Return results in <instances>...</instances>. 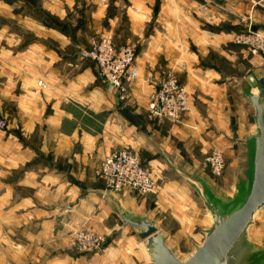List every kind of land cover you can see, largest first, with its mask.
<instances>
[{"label":"crops","instance_id":"0c3cea01","mask_svg":"<svg viewBox=\"0 0 264 264\" xmlns=\"http://www.w3.org/2000/svg\"><path fill=\"white\" fill-rule=\"evenodd\" d=\"M255 1L73 0L57 5L61 21L65 9L73 11L67 25L86 19L75 35L59 29L62 23L53 30L47 18L31 11L28 24L36 25L41 36L56 38V49L46 44L18 48L22 37L0 24V264H149L137 238L128 235L131 229L121 228L100 193L105 188L101 161L114 149L128 148L140 156L149 152L147 165H164L186 184L164 155L202 170L207 147L220 139L234 144L233 139L243 140L254 129L252 120L249 129L244 125L237 136L230 133L223 106L230 114L233 103L253 119L239 81L263 70L264 59L250 55L233 38L248 16L264 31V11L253 8ZM47 5L43 8L51 9ZM0 8H6L3 2ZM106 34L116 45L135 50L139 76L130 88V107L120 102L94 62L79 58V47ZM80 35L84 44L76 46ZM246 67L244 76L235 75ZM170 72L178 74L192 102L191 112L178 124L149 119L145 112ZM230 184L231 177L219 185L227 189ZM186 186L184 194L166 182L153 201L130 200L133 191L119 197L150 213L183 252H190L193 243L202 242L209 215L198 198L202 215L194 224L201 242L183 227L178 233L168 228L170 216L182 221L192 193ZM196 205L193 201L197 210ZM80 228L106 234L103 250H75L70 234Z\"/></svg>","mask_w":264,"mask_h":264},{"label":"water","instance_id":"95a60500","mask_svg":"<svg viewBox=\"0 0 264 264\" xmlns=\"http://www.w3.org/2000/svg\"><path fill=\"white\" fill-rule=\"evenodd\" d=\"M239 85L254 111V129L243 140H232L237 167L227 189L205 171L164 155L209 215V226L201 230L202 242L193 243L190 252H183L150 213L125 205L114 190L100 191L121 228H130L139 239L149 264H264V246L251 238L264 209V69L254 71Z\"/></svg>","mask_w":264,"mask_h":264},{"label":"built area","instance_id":"2783aa9c","mask_svg":"<svg viewBox=\"0 0 264 264\" xmlns=\"http://www.w3.org/2000/svg\"><path fill=\"white\" fill-rule=\"evenodd\" d=\"M252 6L264 11V0H256ZM241 21L245 27L234 35V44L245 48L250 55L264 59V31L253 28L252 16ZM79 58L94 62L105 83L112 91L120 94L122 102L126 101L128 87L139 76L132 46H118L112 35H102L92 39L88 47L80 49ZM191 110L189 93L172 72L163 76L147 105V113L151 119H164L173 123L180 122ZM0 127L3 128L4 124ZM205 164L214 179L223 176L226 169L223 152L212 151L206 157ZM100 176L106 189L114 190L118 194L126 191L149 194L154 190L152 176L140 156L128 149L110 152L101 163ZM106 238V234L80 228L71 233L70 244L81 252L93 254L103 250Z\"/></svg>","mask_w":264,"mask_h":264},{"label":"rangeland","instance_id":"374dc122","mask_svg":"<svg viewBox=\"0 0 264 264\" xmlns=\"http://www.w3.org/2000/svg\"><path fill=\"white\" fill-rule=\"evenodd\" d=\"M72 1L73 0H1L0 2H3V5L6 8H0V24L4 27L9 26L10 30H12L13 33L20 35L22 37L20 42L17 41V45H18L17 47L18 48L24 49V46L45 45L46 44L48 47L56 49V48H59L60 43L56 40V38H54L52 36H41L39 31H37L35 29L36 25L30 26L28 24L29 23L28 22V18H29L28 14L32 11V13L33 12L36 13V16L38 15L37 17H39V18L40 17L47 18L48 21L53 25V28H52L53 30H57V24L62 23L63 25L60 24L61 26L59 25V29L61 28L62 30H64V28H67L69 33H74V35H75L79 29L83 28V25L86 22V19L79 18L76 21V24H77L76 26H73L74 24L72 22H70V25H67L66 23H68V19H69L68 15L73 12V11L71 12L67 9H65V12H64V16L66 18L62 19L63 21H61L57 17L58 16L57 5H59V7H60V4H64L66 6L67 2H69L71 4ZM14 3H17V5L15 6ZM45 5L51 7V9H44L43 7ZM45 8H46V6H45ZM27 16H28V18H27ZM37 26H38V24H37ZM253 28L255 30H259L254 25H253ZM84 41H85V36L80 35V36L75 38L74 44L76 46L77 45H83ZM67 48H69V47H67ZM82 48L83 47H79V50ZM69 49H72V47ZM224 67H225L226 72H227L226 74H229L230 71L227 68L226 64L224 65ZM248 70H249V67H246L245 69L242 68L240 71L237 69V71H235V75L242 77L248 72ZM174 74L178 77V74H176V73H174ZM130 88H131V85L128 87V90L126 92L127 96H126L125 102H122L120 99V97H121L120 94L117 91H114V93H116V96L118 97L120 102L122 104L128 106V107H130V105H131V103L129 102V99L131 96L130 95V93H131ZM226 94L227 93H225L224 95H226ZM228 94H231V92H229ZM226 99L230 100V98H226ZM230 101H232V100H230ZM230 101H229V103H230ZM223 108L226 109L224 111L225 114L229 115V117L226 118V120H227V123H229L228 130L230 133L237 136V132L239 131L240 127L245 125V127H247V129H249L251 127V125H253V121H252L253 119L252 118L250 119L249 114H246L244 111H242L241 107L235 106L232 103V105L229 107L230 108V114L228 111V106L224 105ZM145 112L147 113V108H146ZM147 115H148V113H147ZM149 119H151V118L149 117ZM178 123H176V124H178ZM245 131L243 130V133L241 135H243L245 133ZM217 141H219V142H215L214 144H212L206 148L207 151H206V154L204 155V160H206V157L214 150H219V151L223 152L225 160H226V169H225V172H224L222 177L215 179L219 182V184H221L222 181L226 182L227 180H230L232 173H234V168L237 167V165H236L237 148H236V146H234V144L226 143L222 139L217 140ZM126 149H128V148H126ZM141 149H143V148L141 147ZM114 150H118V149H114ZM128 150L133 151L131 149H128ZM133 152L138 153L136 151H133ZM138 155H139V153H138ZM152 155L153 154H149V152L144 153L141 155L142 156L141 159H143V161L146 163L147 160ZM106 156L107 155H105L103 157V159ZM103 159H102V161H103ZM102 161H101V163H102ZM145 166L148 169V171L150 172L152 179L154 181V190L149 194H140L137 192H131L132 198L130 200L136 199L139 201L140 199L149 198V199H152V201H153L156 197V194H155L156 189L161 188L163 186V184L166 182L167 183L172 182L176 188H178V185H183V186L178 188L179 191L181 189H183L185 192L184 194H186V192L188 193V189H187L186 184H183V182H181V180L178 178V176L173 174L171 171L167 170V168L164 165L152 166V165H147V163H146ZM202 168H203L202 169L203 171L209 173L206 165H202ZM191 191H192V193L189 192L191 195L189 196L188 201L185 202L187 205H183V210H182L183 214L181 216L182 221L180 219L173 218L172 216H170L169 220H168V228H170L171 230H174L176 233H178V231L183 227L185 230L189 231L190 236H193L195 239H198L199 242H201L202 236H199L197 231H196L197 225L194 224V223H196L194 221V219H196L197 217H200L202 215V212H201V214L198 212L199 209L202 210V206H201L202 204L200 205L201 202L199 203V199H198L199 197L196 195V193L192 189H191ZM193 201L195 203H197V205H196L197 210H196V208L195 209L192 208ZM153 204H155V202ZM188 206H189V208H188ZM185 221H187V222H185ZM110 235H112V234H110ZM128 235L135 236V234L133 232L128 233ZM251 238L253 239L254 242L264 246V209L258 215V217L256 219V223L251 230ZM107 240H108V236L106 238V242H105L104 246L107 244ZM137 241L139 244L140 242H139L138 238H137ZM73 248L75 250L81 252L80 250L76 249L75 247H73ZM185 248H186V246H185ZM186 249H188V248H186ZM81 253H84V252H81ZM85 254H88V253H85Z\"/></svg>","mask_w":264,"mask_h":264}]
</instances>
